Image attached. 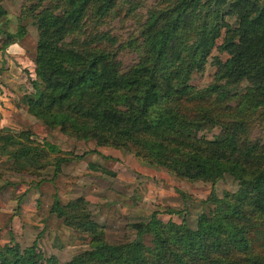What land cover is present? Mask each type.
Wrapping results in <instances>:
<instances>
[{"label": "trees", "instance_id": "trees-1", "mask_svg": "<svg viewBox=\"0 0 264 264\" xmlns=\"http://www.w3.org/2000/svg\"><path fill=\"white\" fill-rule=\"evenodd\" d=\"M15 15L10 29L0 2L1 49L28 24L35 29L23 95L29 115L47 130L129 151L211 189L200 200L209 208L193 225L180 210H167L179 221L152 212L129 223L133 236L117 242L106 240L83 196L54 195L49 214L87 237L86 248L58 262L41 258L35 240L10 237L0 245V264H264V136L251 134L264 127V0H24ZM115 19L132 22L123 39L107 28ZM125 53L127 63L119 57ZM208 60L212 81L201 85ZM84 154L38 140L30 129L0 128V178L37 176L46 166L55 175ZM225 174L236 188L217 195L213 184Z\"/></svg>", "mask_w": 264, "mask_h": 264}, {"label": "rangeland", "instance_id": "rangeland-1", "mask_svg": "<svg viewBox=\"0 0 264 264\" xmlns=\"http://www.w3.org/2000/svg\"><path fill=\"white\" fill-rule=\"evenodd\" d=\"M152 1L147 0L148 3ZM0 2L6 8L7 16L10 18V23L8 24L10 29H14L15 14L24 0H0ZM229 19L232 21V18ZM131 25V20L119 22L115 19L107 25V28L123 39L131 29ZM27 30L29 35L35 37L33 25L28 24ZM212 53H216V50H213ZM119 57L123 63H127L132 58V55L131 53H125ZM213 70L214 66L208 60L202 72L201 85H207L212 81ZM242 85H234L231 89H239ZM37 125V128H39L37 135L39 137L53 141L60 147L71 149L76 153L85 151L82 156L84 161H92L110 171L114 169V174H108L100 170L91 169L88 166L80 167L82 164L73 163L69 167L78 170L80 174L79 181L76 182L78 178L67 177L66 181L58 180L55 186V195L61 201L75 197L80 193L92 196V201L87 200L88 207L92 218L103 225L107 241L117 242L133 236V230L130 229L129 223L138 220L145 221L152 212L156 213V216L163 221L168 218L179 221L180 214L168 212L167 210H180L185 215L187 222L193 225L197 213L201 210L207 211L209 208L208 203L200 201L206 197L211 189L209 182L186 181L162 168L147 164H142L146 169L140 170L143 166H138L135 157L136 161L126 158V156L133 157L126 150L122 151L123 154L119 159L103 155L102 152L101 155L99 154L96 157V152L91 151L93 140H78L79 142H77V139L60 134L57 130H47L40 122H37ZM43 132L45 133L44 137H42ZM251 134L263 137L264 127L259 125L253 127ZM101 147L109 149V151L119 150V148L111 146ZM85 170H91V173ZM121 171H123V174ZM50 172H52L51 166H46L37 176L40 179H48ZM6 174L16 177L13 179L18 182L38 179L36 175H34L36 177L28 174H17L16 176L15 173L11 172ZM92 182L95 183V186L90 187ZM235 188L236 182L227 174L213 184V190L217 195H221L224 190L231 191ZM182 192L190 197L184 198L181 195ZM43 218L45 220L43 223L18 227L20 235L23 236V238L19 239L22 245L29 244L35 240L36 249L41 258L50 254L54 255L58 262H64L75 252L86 248L87 237L71 231L68 227L61 224L59 219H49L46 214ZM143 239L148 243L149 236L144 235Z\"/></svg>", "mask_w": 264, "mask_h": 264}, {"label": "crops", "instance_id": "crops-1", "mask_svg": "<svg viewBox=\"0 0 264 264\" xmlns=\"http://www.w3.org/2000/svg\"><path fill=\"white\" fill-rule=\"evenodd\" d=\"M34 45L35 38L26 33L6 47L0 48V128L12 131L30 129L32 135L41 140L42 138L37 135L39 131V128H37L38 121L29 115L23 106V95L29 88L30 75L33 73ZM44 135L43 132L42 137ZM77 142L79 141L77 140ZM92 149H95L96 157L99 154L101 155L102 152L103 155L119 159L123 154V150L109 151V149H103L101 146H95L94 143ZM130 154L132 155V153ZM126 158L135 160L134 156H126ZM133 160L132 162L135 163ZM136 162L138 166H143L140 170L146 169L142 165L144 163L138 160ZM73 163L82 164L80 167L88 166V162L80 158L63 163L61 171L55 175L50 172L48 179H40L37 176L38 179L35 181H29L28 179L24 182L15 181L16 179L13 178L16 177L8 176L9 174L6 173L9 172H5L3 177L0 178V245L10 242V237L19 241L23 236L20 235L18 227L43 223L45 214L49 219H57L53 214H49L48 209L56 193L55 186L58 180L66 181L67 177H73L78 178L76 182L79 181L80 174L78 170L69 167ZM85 171L91 173V170ZM112 172H114V169ZM5 181L10 183H5ZM92 186H95V183L92 182L90 187ZM82 196L86 200H93L91 195L83 194Z\"/></svg>", "mask_w": 264, "mask_h": 264}, {"label": "built area", "instance_id": "built-area-1", "mask_svg": "<svg viewBox=\"0 0 264 264\" xmlns=\"http://www.w3.org/2000/svg\"><path fill=\"white\" fill-rule=\"evenodd\" d=\"M32 74V73H31Z\"/></svg>", "mask_w": 264, "mask_h": 264}]
</instances>
